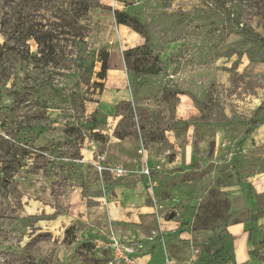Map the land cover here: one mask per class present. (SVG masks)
Listing matches in <instances>:
<instances>
[{"label":"rangeland","instance_id":"1","mask_svg":"<svg viewBox=\"0 0 264 264\" xmlns=\"http://www.w3.org/2000/svg\"><path fill=\"white\" fill-rule=\"evenodd\" d=\"M101 1L0 0V264H118L107 233L153 264H224L217 223L247 206L218 187L263 170V146L233 145L241 124L223 129L215 159L201 140L223 120L222 101L236 103L232 92L264 106V0H150L143 20L131 15L146 42L129 48ZM102 61L126 69L124 99L102 95ZM183 61L201 74L191 83L200 113L186 120L176 109L185 83L170 76ZM151 64L163 72L132 68ZM100 101L113 106L109 117ZM107 131L152 147L153 184L127 165L113 175ZM189 139L194 159L184 164Z\"/></svg>","mask_w":264,"mask_h":264},{"label":"crops","instance_id":"2","mask_svg":"<svg viewBox=\"0 0 264 264\" xmlns=\"http://www.w3.org/2000/svg\"><path fill=\"white\" fill-rule=\"evenodd\" d=\"M148 1L150 0H116L112 4L109 3L108 0L101 2L102 4L111 5L113 10L124 11L143 20L147 14L146 10L148 5L146 4ZM104 17L111 18L104 14L101 15V18ZM112 36H116L118 39L120 38V41L129 48L135 45L144 44L147 35L139 33L128 26L119 23L116 26V34H112ZM174 47L175 46L173 45L172 48ZM151 65H154L157 72H149L146 70L147 68L144 67L141 68L142 70L137 71L139 72L138 75L143 78L148 76L156 77L163 72L160 65ZM245 66L249 65L246 63ZM262 66L263 65H260V67ZM194 71L195 70H193L190 63L183 61L181 69L173 72L172 75L170 74V76H178L179 78H182L185 83L183 88L176 93V97L179 100V104L176 107L178 112L177 118L182 117L184 120L189 118L193 112L200 113V110L194 101V98L198 97L199 92L196 93L192 89L191 83L198 79L200 80L201 74ZM220 71L222 72V70ZM126 73L127 71L124 68L107 69L102 95L105 96L108 101L115 102L125 98L126 91L124 88L126 86ZM217 77V85L224 89V84H222V81H219V78L223 77V74H218ZM236 90H238V88ZM231 96V100H234L236 103L229 104L222 101L221 112L224 118L221 122L215 124V134L213 136H203L201 140L202 144L212 146V149L210 150L211 157L215 159L221 152V146L225 141V138L223 137V129L228 127L237 128V126L241 124L244 129L243 134L240 137L233 139L232 142L235 141V143L232 144L236 145V143H240L244 144V146L262 145V152L264 155V106L258 105L254 108L242 105L240 101L241 98L237 91H234V93L232 92ZM225 98L227 101L228 97L226 96ZM108 101H100L99 107L102 112L109 117L110 114L113 113V106L111 105L110 108H107ZM179 105L182 106L179 108ZM194 125L195 123H189L188 127ZM112 130L113 129H110V131ZM110 131L106 132L108 136L106 141L107 158L110 161L117 162L124 166L127 165L133 169L137 168L138 170L140 168V154L138 153L139 141L132 136L113 135ZM190 134L191 130L188 128L183 131L181 136L186 135L189 137ZM170 140L172 141L173 139ZM152 143H155V140H153ZM191 144L193 143L189 139L185 141L181 147L184 164H189L194 159ZM144 154L148 158L150 167L154 170V167L158 163L154 164V158L156 157L152 147H145ZM230 155L235 156L236 154L232 151L230 152ZM205 159L206 161L208 160L207 156H205ZM176 162L177 160L175 159L172 160V162H168V164L171 166ZM112 188L114 190V186H111V189ZM218 188L220 191H227L231 195L232 202L243 200L247 206L245 209H241L240 206L235 205L233 207L234 209L230 211L228 218L222 219L217 223L224 227L222 236L218 241L223 247V250L227 251L224 264H264V169L240 177L239 181H234L233 179L229 184L221 185ZM206 191L207 189H205L204 193H206ZM199 198L202 200L201 197ZM132 256H134L138 262L153 264L151 262V257L148 254H132ZM159 264H164V262Z\"/></svg>","mask_w":264,"mask_h":264},{"label":"built area","instance_id":"3","mask_svg":"<svg viewBox=\"0 0 264 264\" xmlns=\"http://www.w3.org/2000/svg\"><path fill=\"white\" fill-rule=\"evenodd\" d=\"M138 153L140 154V169L139 171L146 175V177L150 180V184H153V181H151V173H152V168L150 167L148 163V158L144 154V149L139 148ZM99 169L102 167L99 166ZM111 169V172L113 175L119 177L127 173V169L123 167L122 165H114L109 167ZM107 238L105 240V245L109 246V248L112 251L113 254V259L118 263V264H145L138 262L134 256L129 252L128 248L123 245L120 240L113 234L107 233ZM172 261H170L169 258H167L164 261V264H172Z\"/></svg>","mask_w":264,"mask_h":264},{"label":"trees","instance_id":"4","mask_svg":"<svg viewBox=\"0 0 264 264\" xmlns=\"http://www.w3.org/2000/svg\"><path fill=\"white\" fill-rule=\"evenodd\" d=\"M113 14H114V17H115L117 23L128 25L132 29H134L135 31L144 34L143 31L139 28L140 23L136 17L131 16L128 13H126L124 11H119V10H114ZM131 49L139 51V47H133ZM130 51H131L130 49L127 50L126 54H129ZM126 57H128V56H126ZM132 66H133L132 68L136 71L142 70L141 68H144V67H139V66L137 67L136 65H132ZM108 68L109 67L106 65V63L104 61H102L98 76L100 78H105V72ZM146 68H147L146 70H148L149 72H157V69L154 68V65L147 66Z\"/></svg>","mask_w":264,"mask_h":264},{"label":"water","instance_id":"5","mask_svg":"<svg viewBox=\"0 0 264 264\" xmlns=\"http://www.w3.org/2000/svg\"><path fill=\"white\" fill-rule=\"evenodd\" d=\"M175 213L174 212H170L167 216L168 219H171L172 217H174Z\"/></svg>","mask_w":264,"mask_h":264}]
</instances>
